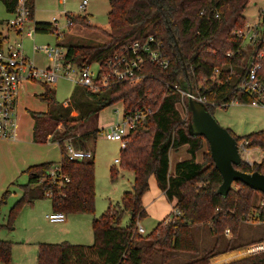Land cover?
Segmentation results:
<instances>
[{
    "label": "trees",
    "instance_id": "obj_1",
    "mask_svg": "<svg viewBox=\"0 0 264 264\" xmlns=\"http://www.w3.org/2000/svg\"><path fill=\"white\" fill-rule=\"evenodd\" d=\"M251 1L109 0L108 29L96 28L89 23L87 16L74 17L67 13L73 26L79 24L97 29L108 38L107 43L99 46L64 45L67 59L80 68L95 63L105 64L125 47L136 41H145L150 36L162 45L171 59V66L163 70L148 64L145 67L147 77L143 80L111 83L96 92L84 88L94 103H85L83 109L75 103L64 107L58 102L56 91L47 84L43 85V92L38 98L47 106V111L32 113L33 141L59 145L62 155L59 165L70 181L63 185L52 182L49 169L54 166L53 163L27 168L28 183L22 186L23 195L10 210L8 226L13 224L25 205L48 198V191L53 193L50 200L54 212L94 215L95 157L80 162L70 161L66 156L67 145L88 150V143H96L100 130L95 128L77 135L78 126L120 102L124 105L125 115L136 109H151L152 114L138 124L121 151V167L135 175L133 191L122 196V208H109L100 218L93 220V245L68 242L38 244L37 264H169L168 259L173 254L197 253L195 230L200 225L207 227L209 234L215 238V245L201 258L184 264H211L212 259L241 247L234 245V237L241 224L252 215L253 220L264 221V205H257L256 196L260 194L264 202V194L241 182H236L227 196L219 193L222 176L215 167L204 137L193 133L187 99L179 91H191L205 97L210 103L205 106L206 110L213 116L216 109H226L234 100L245 105L252 102V98L238 90L245 69L241 64L242 55L238 54L242 52V40L234 35L246 26L244 13ZM18 3L19 0H0L11 15L16 13ZM27 6L33 21L36 0H27ZM35 33L57 34V29L52 23L36 22ZM0 42H3L1 30ZM229 52L237 56L229 58ZM216 70L220 73L213 80ZM182 100H186L185 116L178 108ZM74 109L79 111L77 117L71 115ZM229 132L237 143H244L248 149L264 150V130L244 137ZM184 146L191 159L177 163L175 172L171 174L170 152ZM205 146L207 153L199 162L197 154ZM235 168L264 175V158L259 163L243 161ZM117 176L118 171L113 167L112 180ZM152 176L173 205V211L144 236L138 233V228L139 222L148 216L143 197L150 190ZM41 180L44 181L42 184ZM9 193L7 191L3 195V202ZM126 212L131 214V222L128 227H121ZM227 229L234 236L231 240L225 239ZM260 248V245L245 248L216 259L214 263L264 264V252L253 255L261 251ZM12 251V242L0 240L1 264L12 263ZM235 259L239 260L233 261Z\"/></svg>",
    "mask_w": 264,
    "mask_h": 264
},
{
    "label": "rangeland",
    "instance_id": "obj_2",
    "mask_svg": "<svg viewBox=\"0 0 264 264\" xmlns=\"http://www.w3.org/2000/svg\"><path fill=\"white\" fill-rule=\"evenodd\" d=\"M80 2L81 0H65V4H63L60 0H36L33 22L55 25L53 21L55 18L58 20L57 26L60 35L63 36L60 38L56 33L38 34L34 32L33 38H24L26 53L37 66L44 67L46 59L42 54L33 53L35 44L43 46L47 44L56 45L61 42L65 46L68 44L99 46L108 42V38L97 29L86 28L79 24L69 28L67 13L74 17L87 16L89 23L96 28L108 29V13L111 9L109 0H90L85 12H80ZM262 10H264V0H252L244 13L247 24H259ZM11 19H13V16L8 14L4 6L0 4V30L4 36H9L4 46L8 44V41L10 43L20 41L16 33L8 27L7 22ZM244 48L249 50V47L244 46ZM241 64L244 65L243 59ZM92 69L97 71L98 67L94 65ZM43 85L42 82L22 83L18 94V118L16 120L19 127V139L13 141L0 138V240L13 243L11 264H37L38 244L40 243L60 244L68 242L77 245H93V220L100 218L109 208H122V196L125 192L133 191L134 187V172L123 169L120 163L115 162L117 159H121L122 143L107 140L104 134L108 126L120 120L124 112V105L120 102L103 110L98 117L94 116L88 122L81 123L76 130L77 135L90 132L95 128L100 130L96 143H88V150L93 151L95 154V214L66 215L65 222L51 223L47 216L54 212L52 201L45 198L35 201L32 205H25L13 224L8 226L11 207L21 196L22 185L28 183L29 176L25 173L26 169L29 166L44 162L59 165L62 158L58 145L38 144L32 140V113H45L47 111V106L38 98L43 91ZM49 86L56 91L57 100L64 107H69L70 104L75 103L78 104L80 109H83L85 103H89V105L94 103L93 98L88 94L86 95L84 88L69 79H60L57 83ZM185 102L186 100H182V103L178 105L184 116L186 113ZM78 112L74 109L71 115L77 117ZM214 117L222 127L230 130L237 137H244L264 130V109H257L249 105H230L226 109L218 108L214 112ZM29 139H31V143L23 145ZM204 153H207L206 146L198 152L197 161H202ZM263 158L264 150L259 148L249 149L243 155V161H248L251 164L259 163ZM188 159H191V155L188 153L186 146L171 150V170H175L178 162ZM113 167L118 171L115 180L111 178ZM151 179L152 182L149 183L150 190L146 193L143 201L148 216L139 222V226L145 230L144 236L150 234L158 223L173 211V205L161 193L155 177L152 176ZM234 187L235 184L232 188ZM7 191L10 193L3 202V195ZM256 196L257 205L262 207L264 205L262 196L260 194H256ZM253 214L256 215L257 212H253ZM253 216L247 222L241 224L236 237L233 236L230 229L227 230L231 234H227V230L225 231V239L231 240L234 237V245L241 247L234 252L212 259L211 264H215L216 259L252 247L253 242L264 241V221H255ZM130 222L131 214L126 212L121 227H128ZM195 236L198 243L197 253L173 254L168 259L169 264L188 263L201 258L214 247L215 238L209 234L206 226L200 225L195 230Z\"/></svg>",
    "mask_w": 264,
    "mask_h": 264
},
{
    "label": "built area",
    "instance_id": "obj_3",
    "mask_svg": "<svg viewBox=\"0 0 264 264\" xmlns=\"http://www.w3.org/2000/svg\"><path fill=\"white\" fill-rule=\"evenodd\" d=\"M65 4V0H60ZM90 0H81L79 4L80 12H85ZM13 19L7 22L8 27L12 29L20 38L16 43H10L4 46L7 39L0 42V138L14 139L16 131V109L18 105L19 88L23 82H42L47 85L57 83L60 79H69L76 85L89 91L96 92L109 86L111 83L123 84L143 80L147 77L145 67L148 64L157 66L163 70L171 66L170 57L163 51L162 45L150 36L145 41H136L117 52L108 59L105 64L95 63L88 67L80 68L77 63L67 59V49L63 43L56 45L33 46L34 54H42L46 59L44 67L37 66L27 55L24 45V38H33L35 32V23L30 18V11L27 6V0H19L17 11ZM57 35L60 30L57 26V19H53ZM73 26V22L68 20V27ZM59 30V31H58ZM236 37L242 40V55L245 72L240 78L238 90L242 94L252 98V102L247 104L257 109H264V10L261 11L259 24L248 25L234 33ZM245 47H249L246 50ZM229 58L237 56L234 52L227 53ZM96 65L97 71L92 68ZM219 70L215 71L212 79H216ZM234 73V71H233ZM177 89V87H176ZM183 98L193 99L204 106L210 105L207 99L198 93L179 90ZM230 105H245L238 100H234ZM228 105V106H230ZM222 109V108H221ZM152 114L151 109H136L128 114L122 113L120 120L108 126L105 131V137L110 141H119L123 148L126 147L127 138L136 129L139 123ZM239 153L243 161V155L248 152L244 143H238ZM66 156L70 161L80 162L94 157L92 151L75 148L72 144L67 145ZM120 163V159L115 161ZM251 164L250 162H246ZM49 176L53 183L63 185L70 181L69 177L62 173L60 165H54L49 169ZM44 181L41 180L40 184ZM46 196L53 197L52 191H48ZM51 223H63L66 215L62 212H53L47 216ZM138 233L145 234L143 227L139 226ZM227 234H231L229 230ZM262 246V250L253 254L264 252V241L253 245ZM251 255V256H253ZM249 257V256H246ZM245 258V257H244Z\"/></svg>",
    "mask_w": 264,
    "mask_h": 264
},
{
    "label": "water",
    "instance_id": "obj_4",
    "mask_svg": "<svg viewBox=\"0 0 264 264\" xmlns=\"http://www.w3.org/2000/svg\"><path fill=\"white\" fill-rule=\"evenodd\" d=\"M192 116V131L202 136L210 147L211 157L220 172L223 183L219 188L222 196H227L233 184L241 182L252 190L264 194V175L258 172L246 173L236 169L242 164L238 143L228 129L222 127L206 107L193 100L187 101Z\"/></svg>",
    "mask_w": 264,
    "mask_h": 264
},
{
    "label": "crops",
    "instance_id": "obj_5",
    "mask_svg": "<svg viewBox=\"0 0 264 264\" xmlns=\"http://www.w3.org/2000/svg\"><path fill=\"white\" fill-rule=\"evenodd\" d=\"M3 23V22H2ZM2 33V32H1ZM2 38L4 39V40H8L9 39V36H4V34L2 33ZM22 85V84H21ZM43 92V91H42ZM17 108H18V105H17ZM17 110L18 109H16V120H17V118H18V112H17ZM33 126H34V120H32V140H33ZM19 127H18V124L16 125V131H15V137H14V139H11V140H13V141H18V139H19ZM34 142V141H33ZM29 143H31V139H29V140H27V142H24L23 143V145H28ZM35 143V142H34ZM46 144H50V145H52V144H56V145H58L57 143H53V142H49L48 141V143H46ZM58 147H59V145H58ZM93 152V151H92ZM93 154H94V152H93ZM94 157H95V154H94ZM44 163H46V162H44ZM44 163H41V164H44ZM47 163H50V162H47ZM179 163V162H178ZM38 165V164H37ZM33 166V165H32ZM29 167H31V166H29ZM170 172H171V174H173L174 172H175V170L174 171H172L171 170V166H170ZM152 178V177H151ZM150 178V180H149V183L151 184V182H152V179ZM157 183V182H156ZM24 185H26V184H24ZM24 185H22V186H24ZM22 188V187H21ZM161 191V190H160ZM161 193L164 195V193L161 191ZM22 195H23V190H22V194H21V196L18 198V200L22 197ZM145 196H146V194H145ZM145 196L143 197V201H144V198H145ZM165 196V195H164ZM17 200V201H18ZM16 201V202H17ZM15 202V203H16ZM144 203V202H143ZM14 206V205H13ZM12 206V207H13ZM11 207V208H12ZM146 211H147V209H146ZM147 213H148V211H147ZM171 213V212H170ZM168 216V215H167ZM166 218V217H165ZM164 218V219H165ZM163 219V220H164ZM92 229H93V227H92Z\"/></svg>",
    "mask_w": 264,
    "mask_h": 264
},
{
    "label": "bare ground",
    "instance_id": "obj_6",
    "mask_svg": "<svg viewBox=\"0 0 264 264\" xmlns=\"http://www.w3.org/2000/svg\"><path fill=\"white\" fill-rule=\"evenodd\" d=\"M261 250H262V246H261V248H260Z\"/></svg>",
    "mask_w": 264,
    "mask_h": 264
}]
</instances>
